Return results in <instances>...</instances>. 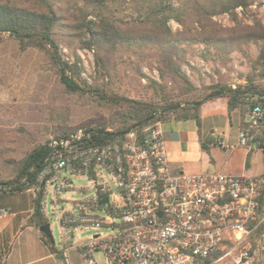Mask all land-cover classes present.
<instances>
[{
    "label": "built area",
    "instance_id": "built-area-1",
    "mask_svg": "<svg viewBox=\"0 0 264 264\" xmlns=\"http://www.w3.org/2000/svg\"><path fill=\"white\" fill-rule=\"evenodd\" d=\"M93 137L79 127L51 138L29 188L45 219L50 205L64 251L72 240L88 264H262L264 174L173 173L161 122L141 135ZM238 147L264 151L256 98L244 99ZM81 178L87 187L74 186Z\"/></svg>",
    "mask_w": 264,
    "mask_h": 264
},
{
    "label": "trees",
    "instance_id": "trees-1",
    "mask_svg": "<svg viewBox=\"0 0 264 264\" xmlns=\"http://www.w3.org/2000/svg\"><path fill=\"white\" fill-rule=\"evenodd\" d=\"M257 0H0V43L5 36L15 40L20 52L34 49L42 55V64L57 78L68 95L85 97L105 117L90 126L94 139L122 137L128 130L137 135L156 122L171 117L200 121L203 101L219 97L228 99V109L244 112V99L256 98L264 103V24L254 19L244 24L237 12L247 10ZM227 15L232 26L224 28L213 18ZM181 28L173 30L170 22ZM249 44L259 45L255 59H249ZM69 49L73 61L63 59L61 47ZM202 46L206 60L225 65L233 53L250 61L245 85L232 90L223 83L225 76L211 86L203 99H195V88L182 72L186 55ZM94 52L92 83L82 78L76 50ZM155 69L159 82L141 73V67ZM122 71H131L147 82L153 92L149 102L133 100L118 93L113 84ZM242 77V76H241ZM183 102L177 110L162 109ZM85 126V125H82ZM72 131V130H70ZM52 137H62L68 132ZM51 139V138H50ZM35 145L14 166L10 192L30 188L48 155V142ZM264 161V151H263ZM47 221L39 212L37 200L28 225L39 229ZM41 239L54 254L50 241Z\"/></svg>",
    "mask_w": 264,
    "mask_h": 264
},
{
    "label": "rangeland",
    "instance_id": "rangeland-1",
    "mask_svg": "<svg viewBox=\"0 0 264 264\" xmlns=\"http://www.w3.org/2000/svg\"><path fill=\"white\" fill-rule=\"evenodd\" d=\"M237 12L244 24L252 25L254 19L264 24V0H257L247 10ZM213 21L224 28L233 25L227 15L216 16ZM170 26L174 31L181 28L174 21L170 22ZM60 47L63 59L72 62L73 57L69 49ZM202 50V46H195L193 51L186 55L187 61L181 68L195 88L196 100L203 99L211 92V86L219 82L220 75L226 77L223 81L226 87L234 85L237 88L245 85V76L250 70V61L245 56L233 53L229 61L221 65L204 59ZM246 53L249 59H255L259 53V45L249 44ZM76 54L81 62L82 78L91 84L95 76L94 52L78 49ZM42 60V55L34 49L20 52L17 42L7 36L0 43V135L16 141L14 145L8 143L7 148L16 146L20 150V156L64 130L90 127L94 122L105 117V114L102 115L95 110L94 105H91L85 97L66 94L58 85L56 76L44 69ZM119 70V76L112 85L118 93H124L130 99L142 102L153 99V92L147 87L144 77L131 71H122V68ZM141 73L159 82L155 69L143 66ZM262 84L264 85V81ZM250 159L255 169H261L262 155L259 151H253ZM74 186L87 187V181L82 178L74 179ZM82 197V194L72 195L73 199ZM46 221L53 237L52 245L56 260L64 263L60 257L65 252H76L71 245L73 241L71 240V244L65 246L66 251H64L59 226L55 216L51 214L50 205L47 206ZM90 234L92 232H86L82 236L86 237ZM35 242L34 237L27 242L26 255L20 257L22 263L40 257L38 252L33 251L36 248ZM94 259L99 262L100 255L96 254ZM261 263L264 264V256ZM34 264H52V262L40 260Z\"/></svg>",
    "mask_w": 264,
    "mask_h": 264
},
{
    "label": "crops",
    "instance_id": "crops-1",
    "mask_svg": "<svg viewBox=\"0 0 264 264\" xmlns=\"http://www.w3.org/2000/svg\"><path fill=\"white\" fill-rule=\"evenodd\" d=\"M199 114V124L195 120L175 117L161 123L173 173H222L251 177L264 174L263 153L260 152L261 169H255L250 159L253 151L247 152L238 147V131L244 121V112L238 108L229 111L228 99L219 97L203 101ZM218 139L224 147L218 146ZM15 142L0 135V181L12 180L16 171L10 161L24 157L23 154L20 156L16 146L7 148L8 143L14 145ZM8 187L9 183L0 184V264H34L40 260L52 264H88L77 250L65 252L60 257L64 263L57 262L56 255L42 241L39 229L27 224L34 209V194L30 189L10 192L6 189ZM33 237L36 241L33 251L38 252L40 257L22 263L20 257L26 255L25 246Z\"/></svg>",
    "mask_w": 264,
    "mask_h": 264
},
{
    "label": "water",
    "instance_id": "water-1",
    "mask_svg": "<svg viewBox=\"0 0 264 264\" xmlns=\"http://www.w3.org/2000/svg\"><path fill=\"white\" fill-rule=\"evenodd\" d=\"M183 105H184V103H183V102H180V103H178V104L175 105V106H171V107H168V108L162 109V110H161V113H166V112H168V111H174V110H177V109H179L180 107H182ZM128 132H129V130L126 131L125 134H127ZM106 201H107V197L104 198L103 202H106ZM39 232H40L41 234H43V235H44V236L50 241L51 244H53V237H52L51 230H50V228H49V224H48V223H46V224L40 226V227H39Z\"/></svg>",
    "mask_w": 264,
    "mask_h": 264
}]
</instances>
